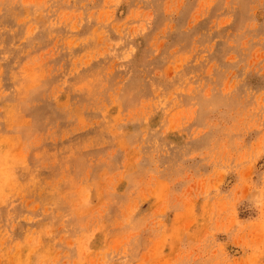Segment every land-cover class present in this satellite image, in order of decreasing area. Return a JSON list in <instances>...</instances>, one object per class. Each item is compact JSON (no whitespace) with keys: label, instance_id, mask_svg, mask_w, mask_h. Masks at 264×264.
I'll use <instances>...</instances> for the list:
<instances>
[{"label":"rangeland","instance_id":"1","mask_svg":"<svg viewBox=\"0 0 264 264\" xmlns=\"http://www.w3.org/2000/svg\"><path fill=\"white\" fill-rule=\"evenodd\" d=\"M0 264H264V0H0Z\"/></svg>","mask_w":264,"mask_h":264}]
</instances>
